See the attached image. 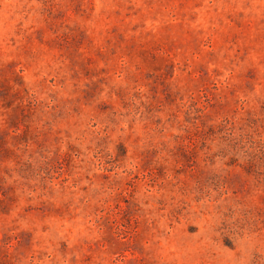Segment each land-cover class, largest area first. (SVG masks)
Instances as JSON below:
<instances>
[{"label":"rangeland","instance_id":"rangeland-1","mask_svg":"<svg viewBox=\"0 0 264 264\" xmlns=\"http://www.w3.org/2000/svg\"><path fill=\"white\" fill-rule=\"evenodd\" d=\"M0 264H264V0H0Z\"/></svg>","mask_w":264,"mask_h":264}]
</instances>
